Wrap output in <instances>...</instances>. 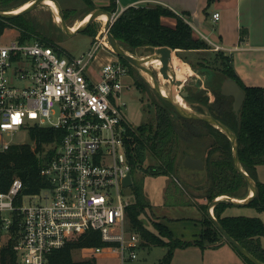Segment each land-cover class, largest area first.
Masks as SVG:
<instances>
[{
  "label": "built area",
  "instance_id": "2783aa9c",
  "mask_svg": "<svg viewBox=\"0 0 264 264\" xmlns=\"http://www.w3.org/2000/svg\"><path fill=\"white\" fill-rule=\"evenodd\" d=\"M112 15L113 22L118 13ZM212 19L218 20L219 12ZM5 29L0 31V152L22 144L13 140L17 132L62 131L60 140L45 148L53 150L40 169L47 187L23 195L17 204L20 178L0 191V232H10L14 215L19 216L12 244L18 264H44L69 238L89 230L106 243L93 247L94 255L107 251L121 264L136 258L141 239L126 225L130 201L122 184L131 169L121 99L127 65L107 46L102 26L90 47L76 55L36 38L6 40Z\"/></svg>",
  "mask_w": 264,
  "mask_h": 264
},
{
  "label": "trees",
  "instance_id": "16d2710c",
  "mask_svg": "<svg viewBox=\"0 0 264 264\" xmlns=\"http://www.w3.org/2000/svg\"><path fill=\"white\" fill-rule=\"evenodd\" d=\"M11 1H20V5L26 2V0H0V7ZM109 7L104 9L109 10ZM162 17L173 18L175 25L164 24L161 21ZM5 26L13 27L21 38H36L48 44L54 43L50 30L42 29L29 18L28 13L9 19L1 18L0 31ZM88 26L83 32L88 29ZM110 32L128 51L140 48L153 50L167 46L181 50L206 49L213 52L215 57L225 54L221 50H212L204 39L195 38L192 27L181 16L161 5L130 6L122 10L112 22ZM119 58L123 64H128L125 59ZM225 59L226 57L223 61L225 69L223 67L224 70L213 71L217 82V86L213 88V102L209 103V98L200 94L189 93L186 99L191 103L198 102L206 106L208 114L219 119L235 133L240 163L257 187L256 196L247 205L264 211V183L259 182L256 177V166L264 164V87H250L241 84L230 64V58L228 57L229 63ZM225 78L234 79L245 94L244 102L237 114L232 110L233 98L220 93V84ZM163 102L164 105L157 106L152 123L141 125L137 130L128 128L124 137L132 177V195L129 196L130 202L126 208V217L130 222L129 228L139 235L140 245L167 247V251L158 264H170L176 248L189 245H197L200 248L216 247L225 241L207 216V205L217 196L239 197L243 195L245 197L248 186L242 175L234 168L231 142L224 133L204 121L178 115L167 101L163 100ZM196 108L198 112L204 113L201 106ZM61 136V129L33 127L29 131V137L34 145L31 143L13 144L7 150L0 152V191H6L15 177L20 178L23 187L15 198V204H17L23 195L37 193L47 187L48 182L40 175V169L43 160L50 159L53 150L45 151V148L51 143H57ZM181 142L185 145L184 150L190 149L192 144L207 142L206 157L205 160L203 159L206 173L203 197L207 203L199 206L204 214V227L199 239L195 241L175 239L172 243H164V236L168 239L172 238L171 231L167 227L157 225L155 228L158 233H154L143 224L139 217L140 214H144L145 208H148L150 203L143 191L144 177H138L135 169L139 168L141 162L144 161V152H148L158 160V171L153 169L148 173L151 175L164 174L170 179L174 178L177 145ZM186 155L200 157L201 154L193 155L187 151L184 157ZM227 206L230 204L218 203L214 206L213 214L216 220L233 239L264 263V248L259 242V236L264 234L263 222L256 217L223 215V210ZM18 220L19 216L15 214L11 225L12 233L18 229ZM12 244L13 239H8L7 243L0 248V264H18ZM104 245L106 243L101 240L99 232L89 230L69 238L63 247L47 256L44 264H96V259L93 257L74 260L72 252L79 248ZM243 259L248 264H253L245 257Z\"/></svg>",
  "mask_w": 264,
  "mask_h": 264
},
{
  "label": "crops",
  "instance_id": "0c3cea01",
  "mask_svg": "<svg viewBox=\"0 0 264 264\" xmlns=\"http://www.w3.org/2000/svg\"><path fill=\"white\" fill-rule=\"evenodd\" d=\"M25 1V0H21ZM31 0H26L25 3ZM62 10L78 13V19L70 26L74 28L89 12L98 8L108 7L115 3L117 10L122 11L130 6H155L161 5L181 16L193 30L195 38L205 39L209 44H216L230 58V64L241 84L250 87H264V0H57ZM24 3V4H25ZM21 4L20 6H22ZM18 6V7H20ZM91 9V10H90ZM219 12V19L214 21L212 13ZM164 24L174 26L175 20L162 17ZM14 35L18 32L5 26ZM90 37V43L93 39ZM207 37V39L205 38ZM60 43L59 46L66 53H70ZM106 55L101 56L104 62ZM148 175V174H146ZM164 175V174H162ZM146 176H144L145 178ZM256 177L264 183V164L256 166ZM160 187L143 191L152 208L164 217V223L171 231L174 238L189 240L200 233L198 224L203 212L196 205H187L173 200L172 204L166 203L170 177L163 176ZM172 194V193H171ZM228 196V195H222ZM231 197V196H229ZM173 198V197H172ZM232 199L238 197H231ZM242 201L245 197H239ZM182 200V199H181ZM170 209L181 210L183 213L170 215ZM169 210V211H170ZM223 215L245 216L259 218L264 224V211H259L249 205H230L223 210ZM259 242L264 248V234L259 236ZM147 247V246H144ZM178 259L181 261L178 262ZM170 264H248L246 260L230 245L222 241L216 247L200 248L189 245L174 250Z\"/></svg>",
  "mask_w": 264,
  "mask_h": 264
},
{
  "label": "rangeland",
  "instance_id": "374dc122",
  "mask_svg": "<svg viewBox=\"0 0 264 264\" xmlns=\"http://www.w3.org/2000/svg\"><path fill=\"white\" fill-rule=\"evenodd\" d=\"M20 6V1H11L3 4L0 7V11H13ZM110 12H117L118 14L121 12L117 10L116 5L112 2L109 5ZM108 10V11H109ZM63 15L65 14V21L67 25L72 26L76 20L79 18L78 13H70L62 10ZM29 18L34 20L42 29L50 30L52 33V39L54 43H60L65 49L70 51L72 54H80L85 52L90 47V37L95 36L97 31L101 27L102 19L93 20L88 29L85 32H78L75 35L67 36L60 27V20L58 23L55 21L54 12L44 4L37 6L35 9L28 13ZM16 33V32H14ZM14 33H11L10 30H6L4 34V39L11 37ZM7 40V39H6ZM58 44V45H60ZM172 49V48H171ZM126 50V49H125ZM128 51V50H126ZM153 52L155 49L152 50ZM130 54L134 55L136 58L140 59V55H138V49L134 51H128ZM172 52L178 58V61L181 64H188L193 70V74L184 79V81H178L175 79L173 83L175 87V91L178 95L183 97L181 93H189L191 94H200L202 96H206L209 98L208 102L211 103L214 100L213 88L217 86V82L213 76V71H220L223 69L225 60L228 62V55L224 54L220 57L214 56L209 50L200 49V50H181V49H172ZM118 57V56H117ZM119 58V57H118ZM128 74L129 76L124 77L123 82L126 83L125 88L121 91V99L125 103L123 107V114L126 121L129 124V129L137 130V128L141 125H148L152 123L154 120V116L157 110V106L164 105L163 99L159 96V94L155 91L154 88L156 86L149 84L139 73L137 67L127 64ZM225 69V67H224ZM223 69V70H224ZM162 77V76H161ZM165 84L167 83V77H165ZM173 87V86H172ZM161 93H164V90L159 87ZM189 104L191 110L198 112L196 107H202L204 114H208V110L206 106L195 102H189L186 97H183ZM200 113V112H199ZM13 140L21 143H31L30 137L26 131L17 132L13 136ZM207 146V142L201 144H192L191 148L188 150L185 149V145L181 142L177 145V153L175 156V168H174V178H172L168 185V196L166 198V203L172 204L175 199L176 202L183 201L184 198L187 199L185 202L187 205H196L200 206L201 204L207 203L206 199L203 197L204 195V187L206 186V173L204 167L200 170L198 169H188L183 165L184 153L189 151L193 155L201 154L205 160V147ZM176 149V148H175ZM203 154V155H202ZM144 161L141 162L139 168L135 169V174L138 177H144V186L147 189H152L153 187H160V184L163 182L164 178L162 174L151 175L150 172L153 169L157 170L158 160L153 158L148 152H144ZM215 157H217L215 155ZM149 172V173H148ZM157 173V172H156ZM148 174V175H146ZM172 193V194H171ZM248 194V188H247ZM173 197V198H172ZM239 197H243L239 196ZM238 197V198H239ZM182 199V200H181ZM130 200V198H129ZM170 209L166 208V211L170 213L171 216L173 214L183 213L181 210H173L171 212ZM143 222V224L153 231L154 233H158L155 226L159 225L161 227H167L164 223V217L158 213L157 210L152 208L150 205L148 208H145L144 214H140L139 216ZM203 221L204 214H202L199 219L200 233L193 239L183 240L180 238H174L172 235L171 239L167 237H163L164 243H172L175 239H180L182 241H195L199 239L201 231L203 229ZM129 220L126 217V225L129 227ZM14 233L11 231L0 232V242L4 246L8 239H13ZM93 247L88 248H79L75 249L72 252V258L74 260H81L86 258H95L96 264H121L120 260L107 251H103L102 254L94 255ZM167 251V247L161 246H147L144 247L141 245L136 251V258L132 260H125L123 264H158L159 260ZM181 259H178V262Z\"/></svg>",
  "mask_w": 264,
  "mask_h": 264
},
{
  "label": "water",
  "instance_id": "95a60500",
  "mask_svg": "<svg viewBox=\"0 0 264 264\" xmlns=\"http://www.w3.org/2000/svg\"><path fill=\"white\" fill-rule=\"evenodd\" d=\"M58 8V14L60 16V27L63 30V32L67 36H72L75 35L78 32H83V30L93 21L95 20L101 13H105L107 15L108 21L105 25V30H106V36L108 39V42L112 46V49L114 53L118 57H122L125 59L128 63L135 67H145L150 71V74L152 76V79L156 85L155 91L159 94V96L167 101L175 110V112L188 119H194V120H199V121H204L214 128L218 129L222 133H224L228 139L231 142V147H232V160H233V165L234 168L237 170L238 173L242 175V177L245 179L247 182L248 186V196L242 200V201H236L232 199L229 196H217L214 199H212L206 209L207 216L212 220L214 223L215 227L218 229V231L221 233L223 239L230 243L243 257L248 259L250 262L253 264H264L262 261L258 260L255 256H253L249 251H247L240 243H238L235 239H233L220 225V223L216 220L214 214H213V208L215 205L218 203H227L230 205H247L255 196L257 193V187L254 182V180L247 174V172L243 169L239 157H238V141L235 133L228 128L224 123H222L219 119L215 118L214 116L210 114H204V113H199L191 109H187L183 106H181L174 98L172 91L170 87L173 85L175 82V75L170 67V55L172 53V49L167 47V46H162L158 47L155 49L153 52L150 49H145V48H140L138 49V55L140 56H147V60L139 59L136 58L134 55L130 54L128 51H126L119 43L118 41L112 36L110 32V27L112 25V12L104 9V8H98L94 9L88 14H90L89 18L87 21L83 24L77 27L75 30H71L70 26L67 25L62 9L58 4L57 0H53ZM31 3L18 10V11H0V18L2 19H9L12 17L20 16L29 13L33 9H35L37 6L44 4V0H31ZM153 54H156L155 57ZM159 59L162 66L166 69H168L171 73V78L169 81V84L166 89V95L163 96L159 87H158V81L156 78V74L154 70L152 69L150 63L151 61ZM171 85V86H170ZM220 93L224 96H231L233 98L232 101V110L234 111L235 114L238 113L239 109L241 108L244 99H245V94L243 90L240 88L238 83L231 78H225L221 84H220ZM183 97H186V93H181ZM183 165L188 168V169H202L204 167V160L202 157H192L190 155H186L183 159ZM123 186L125 187L124 193L127 196L132 195V177L131 173H128L126 177L123 179L122 182Z\"/></svg>",
  "mask_w": 264,
  "mask_h": 264
},
{
  "label": "bare ground",
  "instance_id": "6f19581e",
  "mask_svg": "<svg viewBox=\"0 0 264 264\" xmlns=\"http://www.w3.org/2000/svg\"><path fill=\"white\" fill-rule=\"evenodd\" d=\"M31 2H27L25 4H23L22 6L18 7L17 9L13 10V11H18L26 6H28ZM44 5H47L55 14V21L58 23V20H60V16L58 14V8L55 4V2L53 0H44ZM11 12V11H9ZM90 14H87L85 17L82 18V20L74 27V28H70L71 30H75L77 27H79L80 25H83L87 19L89 18ZM97 19H102L101 21V26L105 27L108 18L107 15L105 13H101ZM107 46L112 49V46L110 45V43L106 40ZM113 50V49H112ZM156 54H153V56L155 57ZM140 59L143 60H147V56H140ZM152 69L154 70L155 74H156V78L158 81V87H161L164 90V93H162L163 96L166 95V89L167 86L169 84L170 78H171V73L168 69L164 68L160 62L159 59L151 61L150 63ZM170 67L175 75V79L178 81H184V79H186L187 77H189L190 75H192L194 72L191 69V67L188 64H181L178 61L177 56L175 55L174 52L171 53L170 55ZM140 75L149 83L152 84L154 86L155 83L152 79V76L150 74V71L148 69H146L145 67H138L137 68ZM162 76V77H161ZM165 77H167V83L165 84ZM171 86V85H170ZM173 86V87H172ZM170 87L171 91H175V87L174 85H172ZM175 100L183 107L190 109L188 102L181 97L180 95H178L176 92L172 93ZM248 196V194L245 196V198ZM236 200H239L238 198H234Z\"/></svg>",
  "mask_w": 264,
  "mask_h": 264
}]
</instances>
